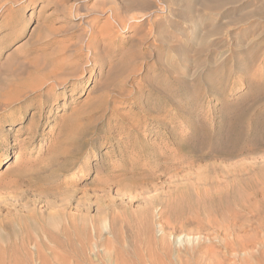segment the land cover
Here are the masks:
<instances>
[{"label":"rangeland","instance_id":"obj_1","mask_svg":"<svg viewBox=\"0 0 264 264\" xmlns=\"http://www.w3.org/2000/svg\"><path fill=\"white\" fill-rule=\"evenodd\" d=\"M8 1L0 68L43 69L0 117V264H264V0Z\"/></svg>","mask_w":264,"mask_h":264},{"label":"bare ground","instance_id":"obj_2","mask_svg":"<svg viewBox=\"0 0 264 264\" xmlns=\"http://www.w3.org/2000/svg\"><path fill=\"white\" fill-rule=\"evenodd\" d=\"M0 1H3V0H0ZM9 1H12V2H15V1H17V0H9ZM8 1V2H9ZM104 1V0H103ZM121 1H123V0H121ZM129 1V0H128ZM131 2H129L128 3V8L130 9V6H131V8H140V12L143 10V12L144 13H146V14H148V15H150V14H153V12H157V11H159V12H164L163 11V9H161V7L159 6V4H160V2H174L175 0H130ZM218 1V0H217ZM106 2V1H105ZM113 2H115V1H113ZM203 2V1H202ZM207 2H208V0H207ZM219 2V1H218ZM108 3H109V1H108ZM111 3V2H110ZM219 3H221V2H219ZM126 4H127V2H126ZM176 4V3H175ZM187 4V3H186ZM201 4V3H200ZM200 4L198 5V6H200ZM208 4H210V6H211V2L209 1V3ZM212 4L214 5V3L212 2ZM215 4H217L216 2H215ZM222 4V3H221ZM221 4H219V5H221ZM223 4H225V3H223ZM4 5V4H3ZM113 4L111 3V7H112V9H111V11L113 10L114 11V9L116 8H113V6H112ZM123 5V4H122ZM124 6H125V4H124ZM218 6V5H217ZM191 7H192V5H191ZM194 5H193V9H194ZM214 7V6H213ZM213 7H211V8H213ZM221 7V6H220ZM187 10L190 8V6H188L187 5ZM201 8V7H200ZM199 8V9H200ZM207 8H209V6H207ZM262 8H264V7H262ZM58 9H59V7H58ZM61 10H62V7L60 8ZM192 9V8H191ZM190 9V10H191ZM215 9H217V7L215 8ZM116 10V9H115ZM134 10V9H133ZM139 10V9H138ZM197 10V9H196ZM212 10V9H211ZM263 11H264V9H262ZM127 11V10H126ZM129 11V10H128ZM132 11V10H131ZM136 11V10H135ZM192 11H194V10H192ZM198 11H201V9L200 10H198ZM209 11H210V9H209ZM213 11V10H212ZM215 11V10H214ZM195 12V11H194ZM260 12H262V11H260ZM62 13H63V11H62ZM178 13H179V11H178ZM190 13V12H189ZM193 13V12H192ZM197 13L198 12H196L195 14H193L194 15V18H195V15L198 17V15H197ZM141 14H143L142 12H141ZM259 14H261V13H259ZM263 14V13H262ZM111 15V14H110ZM181 15V14H180ZM183 15V14H182ZM187 17H188V15L187 14H185ZM185 15H183V17H185ZM146 16V15H145ZM177 16H179V14L177 15ZM263 16V15H262ZM261 15H260V17L258 16V18H261L262 17ZM180 17H182V16H180ZM182 17V18H183ZM186 18V17H185ZM188 18H193L192 17V15H190V17H188ZM199 18V17H198ZM184 19V18H183ZM200 19V18H199ZM199 19H198V21H199ZM188 20V19H187ZM189 20H191V19H189ZM9 21V19H6V20H4V23L2 24V25H4V26H8V28H11V26H10V23L8 22ZM129 21V20H128ZM131 21V20H130ZM195 23V22H194ZM121 24V23H120ZM157 24H158V26H160V24H161V20L159 19V20H157ZM169 24V23H168ZM1 25V26H2ZM156 25V24H155ZM171 25V24H170ZM217 26V25H216ZM216 26H214V27H216ZM172 27V26H171ZM218 27V26H217ZM120 29V28H119ZM121 29L123 30V27H121ZM214 29V28H213ZM12 30V29H11ZM50 30V29H49ZM52 30V29H51ZM54 30V29H53ZM157 30V29H156ZM159 30H160V28H159ZM212 29H210V31H211ZM8 31V30H7ZM164 31V30H163ZM51 32V31H50ZM158 32V31H157ZM161 31H159V33H160ZM208 32V31H207ZM10 33L12 34V33H14V31H10ZM54 33V32H53ZM15 34V33H14ZM92 34V33H91ZM201 34V33H200ZM3 35V34H2ZM89 35V34H88ZM11 36V35H10ZM87 36V35H86ZM144 37V36H143ZM87 37H85V39H86ZM112 39V38H111ZM167 40V39H166ZM252 41V40H251ZM203 42H205V41H203ZM5 43V42H4ZM88 43H91V45L89 46V47H91L92 46V41H89ZM87 43V44H88ZM253 43V42H252ZM6 44V43H5ZM203 44V43H202ZM98 45V44H97ZM62 47V46H61ZM93 47V46H92ZM60 48V47H59ZM96 48H98V47H96ZM72 49V48H71ZM61 50H64V49H60V51ZM73 52V51H72ZM64 53V52H63ZM95 53V52H94ZM30 57H31V55H30ZM30 57L28 58V60L30 59ZM32 57H34V55L32 56ZM31 57V58H32ZM36 57H38V55L36 56ZM41 57V56H40ZM94 57H95V55H94ZM41 58H43V57H41ZM26 59V58H25ZM24 59V60H25ZM34 59H36V58H34ZM44 59V58H43ZM99 59V58H98ZM23 60V61H24ZM28 60H25L24 62H26V61H28ZM30 60H32V59H30ZM37 60H39V62H40V59H37ZM18 61V60H17ZM21 61V60H20ZM19 61V62H20ZM36 61V60H35ZM30 62V61H29ZM31 63V62H30ZM34 63V62H33ZM36 63H38V62H36ZM41 63H44V62H41ZM17 63H15V65H16ZM29 64V63H28ZM40 64V63H39ZM39 64H37V65H39ZM44 64H47V63H44ZM10 65H12V64H10ZM36 65V64H35ZM34 64H33V66H35ZM43 65V64H42ZM26 64L25 63H23V62H20V63H18L16 66H10V67H1L0 68V85H1V87H0V117L1 116H3L2 115V113L7 109V108H11L12 107V105L13 104H16V103H21V106L23 107V106H26V105H28V104H30V105H33V104H35L34 102H33V98H32V94L30 95V92H34V90L35 89H37V85L35 84V82H33V81H35V80H33L34 79V75L36 74V76H37V70L38 69H43V67H41V68H38L37 66V68L36 67H29L30 66V64L28 65V69L29 70H27L26 69ZM47 66V65H46ZM46 66H44V67H46ZM118 66V65H117ZM40 67V66H39ZM120 67V66H119ZM48 68V67H47ZM118 68V67H117ZM122 68V67H121ZM56 69V68H55ZM54 69V70H55ZM48 70V69H47ZM51 70V72H52V70L53 69H49V71ZM53 70V71H54ZM117 70V69H116ZM48 71V72H49ZM56 71V70H55ZM54 71V72H55ZM26 72H28V73H26ZM44 72L46 73V75L47 74H50V73H47V71H45V69H44ZM24 73L26 74V76L29 74V77L27 76V78L26 77H23V75H24ZM42 73H43V71H42ZM41 73V78H40V80H42V77L44 76V74H42ZM25 76V75H24ZM45 77V76H44ZM48 78V77H47ZM46 78V79H47ZM48 79H50V78H48ZM40 80H38L39 82H38V84L40 85ZM44 80V79H43ZM42 80V81H43ZM53 80V79H52ZM47 81V80H46ZM44 82H45V80H44ZM43 82V83H44ZM42 83V82H41ZM42 83V84H43ZM47 83V82H46ZM38 85V86H39ZM46 85V84H45ZM41 86V85H40ZM51 86L52 85H50L49 86V88H51ZM44 87V86H43ZM39 88H41V87H39ZM47 89V88H46ZM40 90V89H39ZM49 92V90H46L45 91V93H48ZM19 111H18V114H17V117H13V118H11L10 116H5V118H0V129H2V127H3V121H10V122H12V123H10V126L12 127V126H14L13 124V121L15 120V119H20L21 118V116H22V110H21V108L19 107V109H18ZM34 115L32 114V117H33ZM23 128H24V126H23ZM25 128H26V126H25ZM7 129L8 130H10L11 128L10 127H7ZM2 131H3V129H2ZM1 137V136H0ZM0 144L1 145H3L2 146V149H4L3 150V152L5 153L6 152V148L4 147V146H6V143H5V141L3 140V139H0ZM4 147V148H3ZM4 153H2V154H4ZM239 170V169H238ZM263 184H264V182H263ZM254 187H255V185H254ZM253 187V188H254ZM259 188H260V186H259ZM232 189V188H231ZM233 189H234V187H233ZM257 189V188H256ZM261 189V188H260ZM250 190H251V188H250ZM254 190V189H253ZM236 191H239V190H237L236 189ZM258 191V190H257ZM257 191H255V192H257ZM250 192H252V191H250ZM235 193V192H234ZM240 192H238V194H239ZM228 194V193H227ZM237 194V192L235 193V194H233L234 195V198H235V195ZM237 194V195H238ZM250 194V193H249ZM252 194H255L256 195V193H252ZM258 194V193H257ZM241 195V194H240ZM244 197H246V193H244ZM255 195H253L254 197H257V195L255 196ZM264 195V194H263ZM227 196V195H226ZM225 196V197H226ZM239 196V195H238ZM252 196V197H253ZM262 196V195H261ZM220 197L221 196H219V199H218V201L220 200ZM229 197V196H228ZM228 197H227V201H225L226 200V198L225 199H222V200H224L225 202H229L228 201ZM237 197V196H236ZM214 198V197H213ZM212 198V199H213ZM222 198H224L223 196H222ZM239 198V197H238ZM241 198V197H240ZM261 198V197H260ZM257 199V200H263V199ZM236 199V198H235ZM250 199H252L251 198V195H250ZM249 199V200H250ZM221 200V201H222ZM241 200H243V198L241 199ZM247 202H248V200H247V197H246V199H245ZM253 200H254V198H253ZM236 201V200H235ZM240 201V200H239ZM156 202V201H155ZM242 203V201L241 202H237V204L239 203V205H241V203L243 204V205H245V207L244 208H247V206L249 205V207H250V204H248V203H253V202H248V203ZM257 202V201H256ZM255 202V203H256ZM219 203H220V201H219ZM222 204H224V202L222 201L221 202ZM220 203V204H221ZM234 203V202H233ZM232 203V204H233ZM236 203V202H235ZM254 203V204H255ZM260 203H261V205H263L262 204V202L260 201ZM217 204H218V202H217ZM229 204H230V202H229ZM236 204V205H237ZM248 204V205H247ZM257 204V203H256ZM255 204V205H256ZM225 205H228V204H225ZM235 205V204H234ZM234 205H232V206H234ZM238 205V206H239ZM247 205V206H246ZM220 206V205H219ZM252 206V205H251ZM229 207H230V205H229ZM239 207H241V206H239ZM255 206H253V208H254ZM260 207V206H259ZM242 208H243V206H242ZM252 208V209H253ZM257 208V207H256ZM218 209V208H217ZM233 209H235V208H233ZM236 210V209H235ZM249 210H250V208L247 210L248 212H249ZM256 211H257V209H255ZM259 210H261L260 208H259ZM237 211H238V209H237ZM240 211H241V209H240ZM255 211V212H256ZM251 212V211H250ZM249 212V213H250ZM247 213V212H246ZM254 213V212H253ZM257 213V212H256ZM149 214V213H148ZM236 213H234V216H236L235 215ZM252 214V213H251ZM233 216V215H232ZM257 216H259L258 214H257ZM241 217V216H240ZM235 218V217H234ZM236 218H239L238 217V215H237V217ZM235 218V219H236ZM246 218V217H245ZM257 218V217H256ZM86 219V218H85ZM232 219H233V217H232ZM231 219V220H232ZM247 219V218H246ZM245 219V220H246ZM226 220V219H225ZM230 220V219H229ZM238 220V219H237ZM236 220V221H237ZM241 220V219H240ZM65 221V220H64ZM142 221V220H141ZM152 221V220H151ZM208 221V220H207ZM228 221V220H227ZM235 221V220H234ZM234 221H232V222H234ZM259 221V220H258ZM168 222V221H167ZM229 222H231V221H229ZM227 224H231V223H227ZM149 225V224H148ZM225 226V225H224ZM233 226H235V225H233ZM232 227V226H231ZM233 228V227H232ZM231 228V229H232ZM239 228V227H238ZM227 229V228H226ZM226 229H225V231H226ZM229 229V228H228ZM233 230V229H232ZM224 231V232H225ZM228 231V230H227ZM231 230H229V232H230ZM234 232H235V230H234ZM233 232V233H234ZM237 232V231H236ZM64 233H65V231H64ZM67 233V232H66ZM72 233V232H71ZM70 233V234H71ZM77 233V232H76ZM231 233H232V231H231ZM230 233V234H231ZM239 233H240V231H239ZM75 234V233H74ZM80 234V233H79ZM224 234V233H223ZM229 234V235H230ZM238 234V233H237ZM236 234V238H238L239 236H241V234L238 236ZM46 235H49V234H46ZM53 234H51V235H49V236H52ZM64 235H66V234H64ZM67 235H68V233H67ZM66 235V236H67ZM81 235V234H80ZM79 235V236H80ZM209 235V234H208ZM208 235H206V236H208ZM231 235H233V234H231ZM73 236V235H72ZM72 236H70V238H73ZM75 236V238H76V235H74ZM79 236H77L78 238H79ZM226 236H228V235H226ZM68 238H69V236H67ZM210 237V236H209ZM222 237H224V236H222ZM233 237V236H232ZM49 238V237H48ZM51 238V237H50ZM61 237H57V235H55V237H52V241L53 242H55L56 244L55 245H61L62 243H64V242H62L63 241V239L61 240L60 239ZM69 238V239H70ZM75 238H73V239H75ZM81 238V237H80ZM235 238V237H234ZM233 238V239H234ZM77 239V238H76ZM75 239V240H76ZM199 239V238H198ZM204 239H207V241H209L208 240V238H204ZM211 239V238H210ZM227 239V238H226ZM225 239V240H226ZM228 239H229V237H228ZM232 239V240H233ZM241 239H243V237L241 238ZM245 239V238H244ZM51 240V239H50ZM59 240H61V241H59ZM68 240V239H67ZM77 240H79V239H77ZM75 241V242H78V241ZM220 240V239H219ZM224 240V239H223ZM247 240V239H246ZM245 240V241H246ZM80 241H81V239H80ZM79 241V242H80ZM239 241V240H238ZM241 241V240H240ZM239 241V242H240ZM244 241V242H245ZM75 242H74V244H75ZM161 242V241H160ZM206 242V241H205ZM210 242H211V240H210ZM225 242V241H224ZM226 242H228V241H226ZM238 242V243H239ZM247 242L248 241H246L245 243H246V245H247ZM252 242H254V241H252ZM65 243H67V241L65 242ZM64 243V244H65ZM232 243H233V241H232ZM235 243H236V241H235ZM243 243V240H242V242H241V244ZM69 244H71V243H69ZM73 244V245H74ZM207 244V243H206ZM209 244V243H208ZM212 244V243H211ZM225 244V243H224ZM229 244V243H228ZM237 244V243H236ZM244 244V243H243ZM253 244H256V240H255V242L253 243ZM252 244V245H253ZM66 245V244H65ZM68 245V244H67ZM66 245V246H67ZM72 245V244H71ZM71 245H70V247H71ZM168 245V244H167ZM179 245V244H178ZM205 245V244H204ZM203 245V246H204ZM231 245V244H230ZM234 245V244H233ZM62 246H63V244H62ZM62 246H60V249H63V248H61ZM166 246V245H165ZM206 246H208V245H205V247ZM237 246V245H236ZM44 247V246H43ZM58 247V246H57ZM57 247L56 248H53L52 249V247H49V248H51V250L53 251H51V253H53L54 255H60L61 253L60 252H56V250H58L57 249ZM74 247V250H72V251H75V247L76 246H73ZM73 247H72V249H73ZM213 247V246H212ZM228 247V246H227ZM241 247H244V245L243 246H241ZM247 247V246H246ZM45 248H47V246L45 247ZM48 248V249H49ZM59 248V247H58ZM68 248V247H67ZM145 248V247H144ZM165 248V247H164ZM209 249L211 248V246L210 247H208ZM207 247H206V249H208ZM213 248H215V246L213 247ZM56 249V250H55ZM64 249L66 250V248L64 247ZM64 249L63 250H61V251H64ZM166 249V248H165ZM205 249V250H206ZM212 249V248H211ZM210 249V250H211ZM229 249V248H228ZM241 249H243V248H241ZM241 249H238V251L240 250L241 251ZM50 250V249H49ZM69 250V249H68ZM71 250V249H70ZM167 250V249H166ZM210 250H208V251H210ZM234 250V249H233ZM237 250V249H236ZM244 250H246V249H244ZM248 250V249H247ZM152 251V250H151ZM168 251V250H167ZM172 251V250H171ZM170 251V252H171ZM207 251V252H208ZM230 251H231V249H230ZM65 252H67V251H64L63 253H65ZM69 253H70V251H68ZM76 252L77 251H75L74 253L76 254ZM165 252V251H164ZM227 252V251H226ZM232 252V251H231ZM242 252H243V250H242ZM45 253V252H44ZM43 253V254H44ZM60 253V254H59ZM62 253V254H63ZM68 253V254H69ZM168 253V252H167ZM216 253V257L215 258H217V252H215ZM228 253V252H227ZM239 253V252H238ZM244 253H247L248 254V252H244ZM251 253V251H249V254ZM66 254V253H65ZM65 254H63L62 255V257L64 256L65 257ZM71 254V253H70ZM70 254H69V256H70ZM171 254H172V252H171ZM219 254V253H218ZM52 254H50V256H51ZM54 255H52V257H54ZM67 255V254H66ZM170 254H167V256H169ZM200 255H201V253H200ZM199 255V256H200ZM206 255H209V254H206ZM223 255V254H222ZM229 255H232L231 253L229 254ZM234 255V254H233ZM236 255H237V253H236ZM235 255V256H236ZM243 255V253L241 254V256ZM245 255V254H244ZM253 255V254H252ZM44 256V255H43ZM198 256V255H197ZM198 256V257H199ZM204 256V255H203ZM211 256V255H210ZM224 256V255H223ZM222 256V257H223ZM250 256V255H249ZM62 257H61V261H62ZM68 256H66V258H67ZM208 257V256H207ZM213 257V256H212ZM32 258V257H31ZM65 258V259H66ZM170 258V257H169ZM177 258V257H176ZM209 258H211V257H209ZM218 258H219V256H218ZM60 259V258H59ZM119 259H121V258H119ZM125 259V258H124ZM123 258H122V260H124ZM213 259V258H212ZM219 259H222V258H219ZM57 260H58V258H57ZM64 260V259H63ZM126 260V259H125ZM128 260V259H127ZM126 260V262H122V263H118V264H133L132 263V260L129 262V261H127ZM178 260V259H177ZM215 260V259H214ZM31 261V260H30ZM65 261V260H64ZM67 261V260H66ZM66 261L65 262H62V263H64V264H66ZM141 261H143V260H140L139 262L141 263ZM170 261V260H169ZM171 261H173V260H171ZM175 261H176V259H175ZM196 261V260H195ZM212 261V260H211ZM225 261V260H224ZM15 262V261H14ZM56 262H60V261H56ZM117 262H118V260H117ZM10 263V262H9ZM61 263V264H62ZM69 264H70V262H68ZM143 263V262H142ZM170 263V262H169ZM173 262H171L170 264H172ZM197 263V262H196ZM59 264V263H58ZM137 264V263H136ZM247 264H248V261H247ZM251 264H253V263H251Z\"/></svg>","mask_w":264,"mask_h":264}]
</instances>
